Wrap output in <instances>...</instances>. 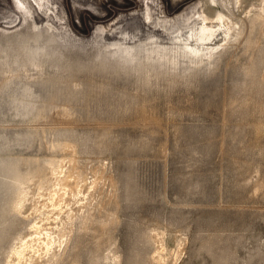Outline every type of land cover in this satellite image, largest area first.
Masks as SVG:
<instances>
[{"label":"rangeland","instance_id":"rangeland-1","mask_svg":"<svg viewBox=\"0 0 264 264\" xmlns=\"http://www.w3.org/2000/svg\"><path fill=\"white\" fill-rule=\"evenodd\" d=\"M27 1L30 14L0 0V264L33 220L9 211L14 179L74 157L88 183L102 181L57 264H264V34L257 49L240 43L208 70L181 73V64L146 83L104 45L171 46L173 21L205 0H50L47 14ZM260 2L234 9L243 17ZM34 17L44 41L51 24L58 35L43 56L21 49L20 32ZM69 208H78L74 199Z\"/></svg>","mask_w":264,"mask_h":264},{"label":"bare ground","instance_id":"bare-ground-1","mask_svg":"<svg viewBox=\"0 0 264 264\" xmlns=\"http://www.w3.org/2000/svg\"><path fill=\"white\" fill-rule=\"evenodd\" d=\"M14 1H16V3L18 4L17 6H18V8H20V10L26 11L27 14L31 13L32 6L29 5V2L27 0H13V2ZM33 3L44 14H47L48 13L47 11H50V10L52 11L53 10V8L50 7V0H33ZM145 3H146V1H145ZM228 4H230V5L232 4L231 5L232 8H229ZM241 6H242V0H228V1H226V0H205L204 2L200 1V2H198L197 5H195L189 11V13L183 15L182 18H179V19L173 21V23H172V28L174 29V31L172 32L173 40H174L173 45L165 46V45L159 44L157 42H149V43L146 44V42H145V44H143V45L129 46L126 43H118V44L115 45V48L111 49V46L114 45V44H112L113 42H111L112 45L109 44L110 46L104 45L105 52L107 54L109 53V56H110V54L115 53L113 55H116V60L119 63L121 61L123 63H126V65L127 64H133V67L138 71V72L137 71H135V72L140 73L141 74L140 76H142V78L146 81V83H151L153 77H159V74H161V73L162 74L164 73V74L169 75V76L173 75L172 71H174V70L178 71V69H179L178 66H180L181 64H186V66L183 69H181V71H182L181 73H186V72L188 73V71L191 68H197V67H207V70H208V68H210V67L216 65L217 63H219L218 61H219L220 58H222L221 56L224 53H226L230 48L237 47L240 43L244 42V43L247 44L248 48H250V49L256 48L257 49L258 44H260V40H261L260 37L262 36V34H264V0H261V2L258 5H254V10H249L248 12L245 13V15L243 17L237 16L236 11H235V9H238ZM145 7H146V5H145ZM146 9H148V8H145V10ZM27 16H29V15H27ZM38 16H40V15H38ZM31 17H33V16L31 15ZM147 17L150 18V19L152 18L150 13H148V16H146V18ZM147 19H145L146 22H147ZM30 21H31V19H30ZM148 21H149V19H148ZM149 22H147V23H149ZM161 24L158 23L157 25L160 26ZM51 25L46 27V24H45V27H46L45 32L47 34V40L44 41L42 39L45 36V35H43L44 32H42L41 28L38 29L37 22H36V19L34 17V19H32V22L29 24L27 32H23V33L20 32V37H21V41L20 42H21L22 52L24 51L23 53H25V54H32V55H36V56L37 55H42L44 50L46 49L45 45L47 43H51L52 41L53 42L57 41L56 36H58V35H56L57 33L55 34V31H54L56 27L54 28L53 27L54 25L53 26H51ZM57 29H56V31H57ZM58 34H60V33H58ZM16 35H19V34H16ZM4 36H5V38H7L5 34H4ZM12 37L13 36H11V38ZM220 37H221V39H220ZM263 37H264V35H263ZM12 39H14V38H12ZM1 40H2V38H1ZM31 40L33 41L34 44H30V42H32ZM7 41H8V39H7ZM61 43L63 44V42H61ZM47 46L49 47V45H47ZM48 47H47V49H48ZM262 47H263V45H262ZM49 48H52V47L50 46ZM57 49H58V47H57ZM17 51L19 52L18 49H17ZM0 52H5L4 48L1 45H0ZM56 52H58V51H56ZM17 54H19V53H17ZM20 54H21V52H20ZM48 54H50V53H48ZM15 56H16V54H15ZM24 56L22 57L23 59H24ZM63 56H64V54L62 55V57ZM101 56H102V54H101ZM16 57L21 59L19 56H16ZM47 57H48V55H47ZM53 57H56V56H53ZM255 57L257 58V56H255ZM28 58H31V56H29ZM253 58H254V56H253ZM253 58L252 59L250 58L251 60H249V61L252 62V60H254ZM52 59H54V58H52ZM60 59H62V58H60ZM1 60L4 61L3 59H1ZM13 60H14L13 62H15V59H13ZM63 60H62V62H63ZM94 60H96L95 57H94ZM25 61H27V59ZM28 61H29V59H28ZM68 61L69 60H67V62H66L67 65L70 64V63L68 64ZM23 62H24V60H23ZM32 62H31V65H33ZM62 62H61V64H62ZM69 62H71V61H69ZM112 62H114V61H112ZM256 62L257 61L255 60V63ZM53 63H54V61H53ZM94 63H93V66H94ZM245 63H246V61H245ZM58 64H60V63H58ZM260 64H261V62H260ZM62 65H60V66H62ZM120 65H122V63ZM71 66H72V64H71ZM83 66H85V65H83ZM116 66H117V64H116ZM12 67H11V70H13ZM121 67H123V66H121ZM20 68H21V66H20ZM24 68H26V67H24ZM62 68H64V67H61V69ZM79 68L76 71H73V72L78 73L79 72L78 71ZM83 68L84 67H82L80 69L83 70ZM96 68H98V67H96ZM128 68H129V66H128ZM134 68H132V69H134ZM162 68H163V71H160V69L162 70ZM3 69H6V68L3 67ZM30 69H32V68H30ZM61 69H60V71H61ZM101 69H103V68H101ZM261 69H263V68H261ZM2 70H0V71H2ZM106 70H108V68H106ZM193 70L191 69V71H193ZM209 70L211 71V69H209ZM66 71H63V72L66 73ZM22 72H24V71H22ZM258 72H260V71H258ZM1 73H3V72H1ZM55 73H58V72H55ZM118 73L119 72H117L115 74H118ZM122 73H125V72H122ZM177 73H179V72H177ZM191 73H190V75L193 76ZM19 74H21V73H19ZM22 74H24V73H22ZM41 74H43V73H41ZM72 74H74V73H72ZM89 74H91V73H89ZM92 74H94V73H92ZM131 75H132V72H131ZM175 75H177V74L175 73ZM259 75H260V73H259ZM0 76H1V74H0ZM29 76H30V74H29ZM72 77H73V75H72ZM75 77H73V78H75ZM78 77L79 76H77L76 79ZM178 77L180 78L181 76L178 75ZM248 77H249V75H248ZM185 78H186V76H185ZM42 79H41V81H43ZM60 79L64 80L63 78H61V76H60ZM80 79H82V78H80ZM159 79H160V77H159ZM32 81H33V78H32ZM71 81H72V79H71ZM6 82L8 83V81H6ZM50 83H52V82H50ZM4 84H6V83H4ZM60 84H62V83H60ZM76 84L78 85V83H76ZM94 84H92V85H94ZM3 85H1V87H3ZM46 85H47V83H46ZM56 85H57V83H56ZM50 86H51V84H50ZM72 86H74V85H72ZM184 86H185V84H184ZM50 88H52V87H50ZM104 88H105V86H104ZM261 88H264V87H261ZM20 89H22V88H20ZM72 89H73V87H72ZM51 90L52 89H50V91ZM55 90H56V87H55ZM23 91H25V90H23ZM59 93H60V91H59ZM50 95H51V93H50ZM53 95H55V94H52V96ZM36 98H37V96H36ZM18 99H19V97H18ZM42 99H43V97H42ZM55 99H54V101H57V99L56 100ZM25 100H27V98H25ZM32 100L30 102H32ZM19 102H21V101H19ZM68 102H70V101H68ZM42 104H43V106L45 105L44 103H42ZM34 106L35 105H33V107ZM53 106H54V104H53ZM138 106H139V104H138ZM48 107H49V105H48ZM57 107H59V106H57ZM259 107H260V105H259ZM50 108H51V106H50ZM257 108H258V106H256V109ZM59 110H57V111H59ZM62 110H64V109H62ZM68 110H70V109H68ZM144 113H145V111H144ZM40 114H42V113H40ZM146 115H147V113H146ZM37 116H40V115H37ZM37 116H35V117L37 118ZM69 117H70V115H69ZM71 118L72 117H70V119ZM66 147H67V145H66ZM70 147H72V146H70ZM66 151H68V150H66ZM74 158L69 159L70 161L67 160L69 162V164L67 166L63 165V163H62L63 161L62 162H60V161L49 162V166H48L49 167V173L48 174H46L44 171H41L37 175H34L31 178L22 177V178H15L14 179V185L16 186L17 191L15 193L14 198L10 201V204H9V207H8L9 211L21 214L27 219H29L30 217H33V220L29 223L30 226H29V231L27 232V234L19 235L17 237V241L11 246L10 250L6 253L5 260H4L3 264H57V262L63 257V255L66 252V249H67V246H68V243H69V240H70V234L74 230L73 229V225H74L75 220L80 218V217H82L81 215H79L80 213H84V218H82V219H83L84 223L87 222V219H88L89 216H88V214H86L84 212L83 209L90 205L91 194H92V192L94 190H97L95 188H96L97 185L100 184V183L98 184V182H100L102 180L98 179V177H95V178H92V181L88 183V181H87L88 178L86 179V177H85L86 175H83L80 172V170H78L77 164H76V159H74ZM54 159H56V158H54ZM67 161H66L65 164H67ZM95 170H94V172H95ZM102 174H104V173H102ZM99 176H101V175H99ZM35 178L37 179L34 182V184L36 186V189H35V191H32L33 189L32 190L30 189L29 182L33 181ZM101 179H103V178H101ZM97 180H98V182H97ZM71 199H74L75 203L78 204V208L76 210L72 209V208H69ZM28 202H30L32 204L31 207H30L32 211H30L31 213L29 215H27V214L25 215L24 214L25 211L28 210L27 209V203ZM64 208L65 209L69 208V209L66 211ZM88 210H89V207H88ZM63 213H65V216H64ZM62 214H63L64 217L62 216ZM100 226H101V224H100ZM88 227H89V225H88ZM83 229H84V227H83ZM164 249H165V247H164ZM159 251H160V249H159ZM113 252H114V250L111 253L113 254ZM119 258H117V259H119ZM117 263H119V261Z\"/></svg>","mask_w":264,"mask_h":264}]
</instances>
